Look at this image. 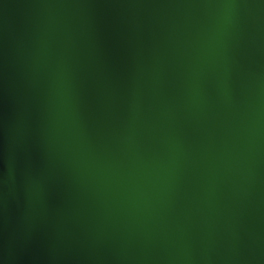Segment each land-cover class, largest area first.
<instances>
[{"label": "water", "instance_id": "1", "mask_svg": "<svg viewBox=\"0 0 264 264\" xmlns=\"http://www.w3.org/2000/svg\"><path fill=\"white\" fill-rule=\"evenodd\" d=\"M0 0V264H264V0ZM78 119L65 108V80ZM197 96L199 100H197ZM174 134L180 180L147 210L91 169Z\"/></svg>", "mask_w": 264, "mask_h": 264}, {"label": "snow or ice", "instance_id": "2", "mask_svg": "<svg viewBox=\"0 0 264 264\" xmlns=\"http://www.w3.org/2000/svg\"><path fill=\"white\" fill-rule=\"evenodd\" d=\"M214 3L218 11L207 35L206 46L212 61L222 60L227 71L230 65L229 39L236 23L238 0H214ZM62 100L73 118L78 119L74 89L67 79ZM246 138L250 148L264 150V99L249 118ZM125 145L123 158L112 155L98 158L90 154L89 166L107 185L120 184L133 206L147 210L154 198L170 196L179 182L186 146L174 134L167 136L159 147L150 150L143 148L132 136L125 139Z\"/></svg>", "mask_w": 264, "mask_h": 264}]
</instances>
